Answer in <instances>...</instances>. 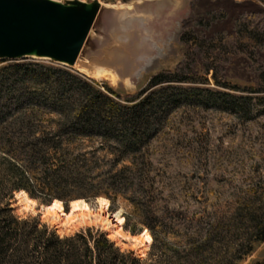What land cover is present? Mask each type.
<instances>
[{
    "label": "rangeland",
    "instance_id": "374dc122",
    "mask_svg": "<svg viewBox=\"0 0 264 264\" xmlns=\"http://www.w3.org/2000/svg\"><path fill=\"white\" fill-rule=\"evenodd\" d=\"M101 3L77 62L68 69H82L79 73L108 87L124 103L152 76L188 65L211 88L251 98L250 116L244 120L219 111L179 108L137 162L131 157L115 164L113 153L99 147L101 140L75 141L71 153L85 154L87 178L109 196L82 199L99 216L61 224L44 210L51 202L31 198L35 204L24 208L16 192L9 201L13 215L20 220L37 217L59 236L99 230L120 251H132L141 264H264V240L246 248L252 231L247 212L264 206V0ZM27 63L61 66L24 58L0 60V71ZM53 117L46 114L42 121ZM126 167L131 176L123 173L128 180L113 191L107 179ZM100 197L109 203L103 213ZM62 205L61 212L70 211V202ZM118 217L124 220L120 228ZM145 231L152 239L147 248L140 245ZM249 247L251 252L242 255Z\"/></svg>",
    "mask_w": 264,
    "mask_h": 264
},
{
    "label": "trees",
    "instance_id": "16d2710c",
    "mask_svg": "<svg viewBox=\"0 0 264 264\" xmlns=\"http://www.w3.org/2000/svg\"><path fill=\"white\" fill-rule=\"evenodd\" d=\"M181 40L186 42L185 35ZM188 67L152 76L124 103L108 87L62 65L27 63L0 71V264H141L132 251H120L99 230L59 236L37 217L14 216L9 201L14 192L46 204L109 198L87 178L85 154L71 153L69 146L75 141L101 140L99 147L113 153L115 164L131 157L137 162L159 127L179 108L249 118L251 98L211 88L207 79ZM17 84L24 88L16 90ZM46 114L54 117L42 121ZM123 173L131 176L126 167L107 179L110 189L121 190L119 183L128 180ZM262 209L247 212L252 231L246 248L264 240ZM143 225L150 230L147 221ZM125 230L134 236L131 229ZM250 252L251 247L242 255Z\"/></svg>",
    "mask_w": 264,
    "mask_h": 264
},
{
    "label": "water",
    "instance_id": "95a60500",
    "mask_svg": "<svg viewBox=\"0 0 264 264\" xmlns=\"http://www.w3.org/2000/svg\"><path fill=\"white\" fill-rule=\"evenodd\" d=\"M100 0H0V60L46 59L73 68Z\"/></svg>",
    "mask_w": 264,
    "mask_h": 264
},
{
    "label": "bare ground",
    "instance_id": "6f19581e",
    "mask_svg": "<svg viewBox=\"0 0 264 264\" xmlns=\"http://www.w3.org/2000/svg\"><path fill=\"white\" fill-rule=\"evenodd\" d=\"M75 69H77L81 73L83 72L82 69H80L78 67H75ZM15 197L16 198H18V197L22 198V201L25 204L24 208L26 206L35 204V201L30 199L24 192H19V193L15 194ZM97 204L99 205V211H102V213L109 206L108 200H106L104 198H97ZM62 209H63L62 203L59 201H53L49 206L44 208V210L48 213L50 218H53V219L57 218L58 220L61 221L60 222L61 224H68V223L74 221L77 217L89 218L91 216L92 217L99 216V214H93V212H91L88 204L82 200H76V201L70 202V211L69 212L63 213V212H61ZM77 212L80 213L78 216L76 215ZM123 223H124V220L122 217L116 218V224L118 225L119 228L123 225ZM140 236L142 238L140 245H142L145 248H147L149 245H151L152 239L149 236V233H147L145 231ZM132 239H137V237H132Z\"/></svg>",
    "mask_w": 264,
    "mask_h": 264
}]
</instances>
